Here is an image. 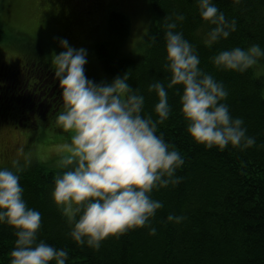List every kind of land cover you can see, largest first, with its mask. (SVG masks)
Returning <instances> with one entry per match:
<instances>
[{
    "label": "trees",
    "instance_id": "1",
    "mask_svg": "<svg viewBox=\"0 0 264 264\" xmlns=\"http://www.w3.org/2000/svg\"><path fill=\"white\" fill-rule=\"evenodd\" d=\"M213 2L226 19H235L236 29L211 46L204 43L211 26L199 16L195 0H145L150 24L142 42L129 51H123L128 35L126 16L111 13L107 26L111 38L94 46L105 72V78L96 82L126 75L127 83L145 98L141 114L156 119L153 106L157 97L148 91V85L155 80L167 83L168 73L162 67L166 55L164 17L175 20V14H183L176 30L194 45L199 66L223 83L228 92L224 102L232 116L243 119L255 144L242 150L230 145L219 150L195 142L186 132L180 112L176 89L181 86L168 89L171 112L156 131L183 156V165L175 173L182 179L175 186L152 191V198L163 204L151 218L154 235L147 227L131 228L107 236L98 249L77 245L71 239L67 219L51 199L53 178L63 169L38 162L22 168L18 175L23 199L41 214L38 239L65 249L66 264H264V57L242 73L219 70L209 59L219 50L236 46L246 48L255 43L264 49V0ZM1 75L7 80L0 78V124L22 123L27 118L35 123L64 110L58 80L43 60L23 54L18 69L10 68ZM51 80L54 84H47ZM24 95L31 98L30 105L45 95L47 104L44 108L39 104L26 107ZM14 104H19L16 119L7 114ZM51 130L63 133L60 127ZM170 213L183 219L179 223L167 221ZM14 240V229L0 224V264H8Z\"/></svg>",
    "mask_w": 264,
    "mask_h": 264
},
{
    "label": "clouds",
    "instance_id": "2",
    "mask_svg": "<svg viewBox=\"0 0 264 264\" xmlns=\"http://www.w3.org/2000/svg\"><path fill=\"white\" fill-rule=\"evenodd\" d=\"M195 2L201 19L211 26L204 37L207 46L235 31V19H226L213 0ZM183 19V14H175V20L164 17L162 67L168 73L167 83L155 80L148 85L157 97L156 119L141 114L145 98L127 83L126 75L94 82L85 75L87 50L71 46L66 38L59 40L63 51L54 55L51 64L64 110L55 122L72 135L59 150L57 166L63 171L54 176L50 196L66 217L68 235L77 245L98 249L107 236L131 228L147 227L149 234H155L151 218L163 204L151 193L180 183L182 177L175 173L184 162L156 131L171 112L168 89L181 86L176 89L180 112L195 142L219 150L255 144L243 119L232 116L224 102L228 92L223 83L199 66L194 45L176 30V22ZM262 57L264 49L253 43L219 50L209 59L219 70L242 73ZM21 170L16 160L12 168L0 167V224L12 227L15 236L8 264H66L65 249L38 239L41 214L23 199ZM166 219L179 223L183 217L170 213Z\"/></svg>",
    "mask_w": 264,
    "mask_h": 264
},
{
    "label": "rangeland",
    "instance_id": "3",
    "mask_svg": "<svg viewBox=\"0 0 264 264\" xmlns=\"http://www.w3.org/2000/svg\"><path fill=\"white\" fill-rule=\"evenodd\" d=\"M145 7V0H0V74H7L10 68L18 69L23 54L43 60L52 68V58L63 51L59 40L66 38L71 46L87 50L85 75L94 82L102 80L105 72L94 46L111 38L108 17L111 13L126 16L128 35L123 51H129L140 44L147 33L150 18ZM1 77L6 79L7 76ZM49 82L47 84H54L52 80ZM24 97L26 107L34 108L39 104L44 108L47 104L45 95L31 105V98ZM17 106L19 104L10 109L6 107L7 114H13L15 119L20 116ZM30 117L33 119L34 114ZM55 120L56 117L50 116L35 123L27 118L22 123L0 124V167L12 168V161L16 160L21 169L37 162L59 169V150L70 141L72 133L63 129L61 134L52 133L51 128L58 127ZM44 135L46 139H42Z\"/></svg>",
    "mask_w": 264,
    "mask_h": 264
},
{
    "label": "bare ground",
    "instance_id": "4",
    "mask_svg": "<svg viewBox=\"0 0 264 264\" xmlns=\"http://www.w3.org/2000/svg\"><path fill=\"white\" fill-rule=\"evenodd\" d=\"M198 225V224H197Z\"/></svg>",
    "mask_w": 264,
    "mask_h": 264
}]
</instances>
